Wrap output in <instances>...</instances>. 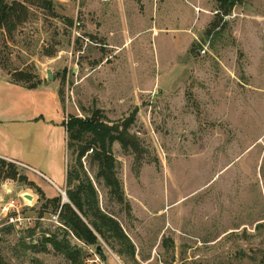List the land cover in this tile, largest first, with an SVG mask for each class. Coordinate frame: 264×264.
<instances>
[{
  "label": "rangeland",
  "instance_id": "1",
  "mask_svg": "<svg viewBox=\"0 0 264 264\" xmlns=\"http://www.w3.org/2000/svg\"><path fill=\"white\" fill-rule=\"evenodd\" d=\"M31 1L33 19L0 39V61L54 82L67 120L97 112L127 130L128 144L113 145L125 201L94 182L135 253L100 238L104 260L70 235L86 264H264V0H53L54 12ZM23 191L37 197L24 210L34 221L0 230V257L70 264L42 248L65 229L53 207L39 220L35 189L4 180L0 206Z\"/></svg>",
  "mask_w": 264,
  "mask_h": 264
},
{
  "label": "trees",
  "instance_id": "2",
  "mask_svg": "<svg viewBox=\"0 0 264 264\" xmlns=\"http://www.w3.org/2000/svg\"><path fill=\"white\" fill-rule=\"evenodd\" d=\"M39 1L42 7L54 12L53 0ZM219 1L223 6L232 3V0ZM30 4H32L31 0H0V34L2 36L0 39L5 41V38H13L15 31L33 19ZM229 13V10H226V14ZM53 15L57 16V13ZM68 21L73 24L72 19ZM52 54L48 51V55ZM8 61L9 57H4L0 64L3 70L7 69L12 82L29 89L38 88L43 83V79L36 71L31 68L17 69L16 65H11ZM59 94H62L61 91ZM65 125L68 132V149L70 151L75 148L77 151L75 163L69 164L67 171L66 193L69 202L62 203L61 195L48 198L42 188L31 181L27 174H22L17 166L2 158H0V183L13 179L35 189L39 197L44 200L39 217H43L50 207H53L56 212L60 210L59 218L64 224L65 234L62 237L58 233L45 236L42 248H46V244H51L57 252L70 261V264H86L84 251L72 244L70 235L95 248L101 245L100 238H114L122 246L118 251L120 254L128 253L133 256L135 245L130 242L121 224L101 208L99 190L94 182L96 180L100 184L103 183L112 197L120 202L125 201L124 188L117 176L113 145L116 141L122 143L124 147L128 144L126 143V127L121 129L120 125H111L98 116L97 112L84 117L72 115ZM84 158L89 159L92 169L95 170V179L91 178L86 169ZM12 228L11 225L6 226L3 231ZM0 264H7L2 257H0Z\"/></svg>",
  "mask_w": 264,
  "mask_h": 264
},
{
  "label": "crops",
  "instance_id": "3",
  "mask_svg": "<svg viewBox=\"0 0 264 264\" xmlns=\"http://www.w3.org/2000/svg\"><path fill=\"white\" fill-rule=\"evenodd\" d=\"M41 78L38 88L29 89L0 68V158L24 167L29 179L54 198L67 187V118L58 86Z\"/></svg>",
  "mask_w": 264,
  "mask_h": 264
},
{
  "label": "built area",
  "instance_id": "4",
  "mask_svg": "<svg viewBox=\"0 0 264 264\" xmlns=\"http://www.w3.org/2000/svg\"><path fill=\"white\" fill-rule=\"evenodd\" d=\"M64 197L66 190L60 191ZM37 197L33 192L23 191L18 194V198H12L0 206V230L5 226L22 227L25 224H31L34 218L24 214V210L31 208L36 204ZM59 214L57 215V217ZM56 217V216H55ZM39 220L43 219L38 217ZM38 220V219H37ZM1 233V232H0Z\"/></svg>",
  "mask_w": 264,
  "mask_h": 264
},
{
  "label": "water",
  "instance_id": "5",
  "mask_svg": "<svg viewBox=\"0 0 264 264\" xmlns=\"http://www.w3.org/2000/svg\"><path fill=\"white\" fill-rule=\"evenodd\" d=\"M47 75H48V79H50V80H52L54 78V75H53V73H52V71L50 69L47 70ZM62 202L63 203L64 202H69V198L67 196V193L64 194V197H63V201ZM96 251L102 257V259H104V260L107 259V256H106V254L104 252V249H103V245L102 244L101 245H98L96 247Z\"/></svg>",
  "mask_w": 264,
  "mask_h": 264
}]
</instances>
